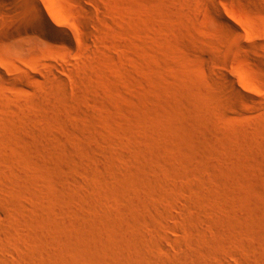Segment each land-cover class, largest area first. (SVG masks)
<instances>
[{"label":"rangeland","instance_id":"1","mask_svg":"<svg viewBox=\"0 0 264 264\" xmlns=\"http://www.w3.org/2000/svg\"><path fill=\"white\" fill-rule=\"evenodd\" d=\"M230 1L257 39L225 0H95L104 35L68 62L32 28L7 34L0 6V264H264V0ZM229 66L253 87L231 91Z\"/></svg>","mask_w":264,"mask_h":264},{"label":"bare ground","instance_id":"2","mask_svg":"<svg viewBox=\"0 0 264 264\" xmlns=\"http://www.w3.org/2000/svg\"><path fill=\"white\" fill-rule=\"evenodd\" d=\"M94 1L95 0H42V1H39V0H0V6L1 7H3V6H10V9L9 10H7V12H4V14L6 15L5 16V18H7V21H8V23H10V25H5V30L7 31V34H10V35H12L14 32H15V29L16 28H14V25H16V26H19V28H20V30L21 31H23V30H26V29H28V28H32L33 29V40H40V41H42V40H44V41H46L47 43L46 44H48L49 46H51V47H62V49L60 50V51H58L60 54H61V56H62V58L64 59V61L65 62H68L69 61V58L71 57V56H73V55H76V54H79V55H81V54H83L82 56H84L85 54H87V53H89L90 51H88L87 52V48L89 47V42L91 41H89V39H91L90 37L91 36H95L96 34H98V33H100L101 32V26L99 25H97V24H99L97 21V24L95 23H92L91 22V20H92V18H93V13H95V12H93L90 8H89V4H91V3H94ZM223 2H224V0H222ZM182 3V2H181ZM225 3H226V6H225V11H224V13L223 14H221L222 15V17L224 18V20L230 25V26H232L235 30H236V28H237V25H235V24H233V21H232V19H236V21L238 22V24H240L242 27H243V29H244V31H245V33H246V37H248V38H252V37H256V36H259V34H260V32L259 31H257V27L256 26H251L250 24H248V23H245L244 22V20H242V18H241V15L238 13V12H233V11H229L228 10V8H227V6H231L232 4H231V1L230 0H225ZM7 6V7H8ZM190 6V5H189ZM188 6V7H189ZM4 7V8H5ZM7 7H6V9H7ZM64 10L65 12H63V11H61V10ZM6 11V10H5ZM0 12L2 13L3 12V10L0 8ZM98 14V13H97ZM96 14V15H97ZM2 15V14H1ZM98 16V15H97ZM1 17V16H0ZM5 18L3 17V19L5 20ZM95 19H96V17H95ZM97 20H99V18L97 19ZM104 20V19H103ZM223 20V19H222ZM92 21H95L94 20V18H93V20ZM235 21V20H234ZM225 23V22H224ZM11 24H13V26H11ZM101 24V23H100ZM229 25H227V28L229 27ZM260 26V25H259ZM241 27V28H242ZM263 34V33H262ZM99 35H101V36H103L104 35V33L102 34V33H100ZM245 35V34H244ZM100 36V37H101ZM230 36H231V34H230ZM253 39H257V37L256 38H253ZM247 40H245V36H243V34L241 33H239V34H237V35H235V36H233L232 37V46L236 49V48H241V49H243V48H248V45L250 46V44H253L252 46L254 47V45H255V43L256 42H252V41H254V40H252L251 41V43L249 44V42H248V44H247V42H246ZM255 41H257V40H255ZM23 43V42H22ZM34 43H35V41H34ZM42 43V42H41ZM93 43V42H92ZM24 44V43H23ZM22 44V45H23ZM112 44V43H111ZM257 44V43H256ZM24 47V46H23ZM80 47H83L82 49L80 48ZM92 46H90V48H91ZM114 47V46H113ZM230 47V46H229ZM256 47V46H255ZM234 48H229V50H227L226 51V54H225V58L229 61V62H236V61H238L236 58H235V49ZM116 49V48H115ZM228 49V48H227ZM258 49V46L256 47V50ZM90 50V49H89ZM237 50V49H236ZM243 50H248V49H243ZM251 50V49H250ZM253 50H255V48L253 49ZM263 50V49H262ZM238 51H240V53L238 52ZM237 52L239 53V54H241V50L239 49ZM87 52V53H86ZM92 52V51H91ZM244 52V51H243ZM242 52V53H243ZM249 52H251V51H247V53H249ZM254 52V51H253ZM252 52V53H253ZM241 55H243V54H241ZM247 55V54H246ZM250 55V57H251V55L252 54H248V56ZM245 55H243V56H241V57H244ZM253 56V55H252ZM246 57V56H245ZM238 58V57H237ZM247 58H249V57H247ZM254 57H252L251 59H253ZM5 59V58H4ZM3 59V57H1L0 56V65L4 68H7V70H10V65H9V63L6 61V60H4ZM58 61V62H57ZM55 63H54V71H51V73H50V75H52V76H50V77H53L52 78V80H54V82L55 83H58V85H60V83L62 82V83H64V76H62V74L61 73H63V72H68V70H69V67H67V65L68 64H65V63H59V60H57ZM252 62H254L255 61V59L254 60H251ZM61 62V61H60ZM62 62H63V60H62ZM255 64H256V62H254ZM254 64V65H255ZM12 66V65H11ZM227 66H228V64L226 65V68H227ZM4 68V69H5ZM225 68V69H226ZM229 68H230V66H229ZM6 70V69H5ZM230 70H231V73H227V72H224V71H221L220 72V76H221V79L222 80H224L225 81V83H226V85L228 86V87H230L231 88V91H232V89L233 90H235L236 92H238L240 95H241V93L243 94V92L240 90V88H238V85H237V82H238V84L239 85H241L242 87H244V88H252L253 87V84H251V82L250 81H248L246 78H245V76H244V73L242 72V70L241 69H236V68H230L228 71L230 72ZM70 71V70H69ZM226 71V70H225ZM47 72V71H46ZM0 73H1V69H0ZM8 73V72H7ZM44 73V72H43ZM48 73V72H47ZM69 73V72H68ZM46 73H44V75H45ZM3 75V74H2ZM105 76L106 77H104L103 76V78H107V75L105 74ZM219 76V77H220ZM44 77H46V76H44ZM2 78V77H1ZM51 79V78H50ZM66 79V78H65ZM67 81H65V83L66 82H68V79H66ZM50 81V80H49ZM70 81V80H69ZM60 82V83H59ZM49 83V82H48ZM52 83H53V81H52ZM52 83H50V84H52ZM61 83V84H62ZM64 83V84H65ZM68 83H70V82H68ZM53 85V84H52ZM51 85V86H52ZM225 85V86H226ZM51 86H49V87H51ZM55 86V85H54ZM65 86H67L66 84H65ZM48 87V88H49ZM53 87V86H52ZM51 87V88H52ZM60 87V86H59ZM227 87V88H228ZM47 88V89H48ZM51 88H49V89H51ZM57 87H55L54 89H56ZM229 88V89H230ZM62 89H64V88H62ZM228 89V90H229ZM59 89H57L56 90V93H58L57 91H58ZM244 90H246V89H244ZM64 91H65V89H64ZM230 91V92H231ZM234 91V92H235ZM249 91V90H248ZM46 93H47V91H46ZM45 93V94H46ZM50 94V93H49ZM49 94H46V95H48L49 96ZM249 94V93H248ZM51 95V94H50ZM57 95H59L60 96V94L58 93ZM56 96V95H55ZM155 96V95H154ZM154 98V97H153ZM155 98H157L156 96H155ZM159 99V98H158ZM46 101V100H45ZM48 101H49V99H48ZM48 101H46V102H48ZM155 101H158V100H155ZM155 101H154V103H155ZM158 103V102H157ZM131 108V107H130ZM131 111L129 112L132 116H137V115H140V114H138L137 112V110H132V109H130ZM138 117V116H137ZM10 129V128H9ZM8 129V130H9ZM56 132H58V131H56ZM13 133V135H14V137L16 136L15 135V133L14 132H12ZM11 133V134H12ZM60 134H62V133H60L59 132V135ZM2 135V134H1ZM12 135V136H13ZM128 135V134H127ZM55 136V135H54ZM57 136V135H56ZM76 137V136H75ZM77 138V137H76ZM57 139V138H56ZM58 139H59V141L61 142V143H63V141H66L65 140V138L63 139V137H62V135H60V136H58ZM77 141H78V138L76 139ZM63 144H65V143H63ZM70 144V143H69ZM197 144V143H196ZM196 144H194L193 143V152L196 154V155H198L199 154V146H197ZM62 144H60V146H61ZM66 146V144L65 145H62L61 146V151L63 152L62 153V155L63 154H65V153H67V151H69V150H67L68 149V146H67V148L65 147ZM147 169V168H146ZM145 169V170H146ZM148 170V169H147ZM14 171V170H13ZM142 174H144L145 175V173H148V172H144L143 170H142ZM139 173V172H138ZM142 174H139L140 175V177H141V175ZM14 175H17V174H15V172H14ZM138 175V174H137ZM136 175V176H137ZM138 175V176H139ZM143 175V176H144ZM147 175V174H146ZM5 175H3V177H4ZM137 176V177H138ZM130 177V176H129ZM139 177V178H140ZM144 177H146V176H144ZM14 178H15V176H14ZM132 178V177H131ZM130 178V179H131ZM151 178V177H150ZM149 178V179H150ZM127 179V178H126ZM147 180L146 178H144L143 179V187L144 188H146V189H149V187L151 186V179L150 180ZM135 180V179H134ZM136 180H138V181H140V179H136ZM129 181V180H128ZM148 181H150V182H148ZM99 182H102V181H100L99 180ZM141 182V181H140ZM141 182V183H142ZM102 183H104V182H102ZM141 183H139V185L141 184ZM149 183H150V185H149ZM104 185V184H103ZM101 185H99V187H100ZM141 186H142V184H141ZM102 187H104V186H102ZM98 188V187H97ZM101 188V187H100ZM106 188V187H105ZM104 188V189H105ZM139 190H140V187H139ZM139 193H141V192H139ZM144 193V192H143ZM140 195H142V194H140ZM169 196H171V195H169ZM233 196V195H232ZM235 197H236V195H235ZM239 197V196H238ZM143 198V197H142ZM141 199V198H140ZM239 199V198H238ZM97 200V199H96ZM144 200V199H143ZM146 200V199H145ZM138 201V200H137ZM138 203V202H137ZM139 205H145L146 206V204L145 203H141L140 201H139ZM231 204V203H230ZM95 205H97V204H95ZM104 205V204H103ZM136 205V204H135ZM138 206V205H137ZM164 206V205H163ZM162 206V207H163ZM232 209H231V212L230 213H237V215H239L240 213H241V210H242V205H241V203L239 202V201H237L236 199H234L233 201H232ZM103 208V207H102ZM229 208H231V205L229 206ZM108 210H110V208H107ZM99 210V209H98ZM101 210V209H100ZM103 210V209H102ZM105 210V209H104ZM103 210V211H104ZM230 210V209H229ZM107 210H105V212H106ZM234 213H233V215H234ZM103 214H105V213H103ZM109 214H110V211H109ZM229 214V213H228ZM119 215V214H118ZM173 215V214H172ZM232 215V216H233ZM106 216V215H105ZM174 216V215H173ZM229 216V215H228ZM151 217V215L149 216V218ZM239 217L241 218V222H243V217L241 216V215H239ZM123 218V217H122ZM120 221H121V219H119ZM151 220H152V218H151ZM154 220V222L156 221V219L154 218L153 219ZM123 221V220H122ZM125 222V221H124ZM123 222V223H124ZM71 223V222H70ZM122 224V223H121ZM125 225H127V223H124ZM77 225V224H76ZM123 225V224H122ZM131 227V226H130ZM129 226H127L126 228H127V230H129V228H130ZM159 227V226H158ZM157 227V230L160 228H158ZM160 231H162L161 229H159ZM158 230V231H159ZM136 232V231H135ZM143 232H144V230H143ZM147 232V231H146ZM147 233H149V232H147ZM141 234V233H140ZM144 235L146 234V233H143ZM164 234V233H163ZM147 235V234H146ZM145 235V236H146ZM149 235V234H148ZM142 236V235H141ZM167 236V235H166ZM205 236V235H204ZM138 237V236H137ZM143 237V236H142ZM142 237H140V238H142ZM147 237V236H146ZM168 237H170V236H168ZM167 237V238H168ZM150 238V235L148 236V239ZM163 238H164V236H163ZM166 237H165V239H167ZM152 239V238H151ZM170 239V238H169ZM198 239H199V237H198ZM141 240H143V239H141ZM150 240V239H149ZM148 240V241H149ZM201 240V239H200ZM144 241H145V237H144ZM144 241H141L140 242V244L141 243H144ZM163 241V240H162ZM136 243H137V241H136ZM146 243H148L147 241L144 243L145 245H143V246H140L139 244H137L138 245V247H142V249H143V255H148L149 257H150V254L149 253H151V249L148 247V245H146ZM150 243V242H149ZM148 243V244H149ZM1 244V243H0ZM134 242H132L131 244H130V246L131 245H133L132 246V249L131 250H133V247H134ZM151 244H154V243H151ZM136 245V244H135ZM136 245V246H137ZM158 245L160 246V248H161V246L163 247V243L161 244V242H158ZM164 245H165V243H164ZM128 246V245H127ZM153 246H155V245H153ZM165 247V246H164ZM38 248V247H37ZM126 248V247H125ZM128 248H131V247H128ZM127 248V249H128ZM135 248V247H134ZM137 248V247H136ZM136 248H135V250H136ZM139 248V249H140ZM152 248V247H151ZM167 248V247H166ZM165 248V249H166ZM36 249V248H35ZM93 249V248H92ZM139 249H137V250H139ZM142 249H141V251H142ZM168 249V248H167ZM90 250H91V248H90ZM94 251H95V249H93ZM93 250H91L90 252L92 253V255L94 254L92 251ZM96 250H97V248H96ZM124 250H126V249H124ZM136 250V251H137ZM155 250V249H154ZM40 251V250H39ZM99 251V250H98ZM97 251V252H98ZM101 252V251H100ZM104 252V251H103ZM138 252V251H137ZM49 253V252H48ZM106 253V252H105ZM105 253H103L102 254V256H103V260H102V262H103V264H109V258H108V256H107V253L105 254ZM126 253H127V250H126ZM131 253L132 252H130V255H131ZM135 253V251L133 252V254ZM156 253V252H155ZM37 254V253H36ZM39 254H40V252H39ZM44 254H46V253H44ZM141 254V253H140ZM152 254V253H151ZM48 255V254H47ZM139 254L137 253V256H138ZM143 255H142V257H143ZM101 256V257H102ZM136 256V255H135ZM134 256V257H135ZM141 256V255H140ZM153 258H154V254H152L151 255ZM219 256V255H218ZM109 257H110V255H109ZM129 257H131V256H129ZM133 257V256H132ZM147 257V256H146ZM156 257V256H155ZM217 257V256H216ZM127 258V257H126ZM139 258V257H138ZM145 258V257H144ZM151 258V257H150ZM150 258L148 259V258H146V260L148 261V260H150ZM156 258H159V257H156ZM123 259H124V256H123ZM132 259V258H131ZM130 259V260H131ZM140 259V258H139ZM143 259V258H142ZM152 259V258H151ZM155 259V258H154ZM153 259V260H154ZM112 260V258L110 259V261ZM134 260H135V258H134ZM152 260V261H153ZM123 261V260H122ZM133 261V260H132ZM142 261V260H141ZM144 262H145V260H143ZM62 262V261H61ZM60 262V263H61ZM124 262V261H123ZM123 262H122V264H123ZM126 262V263H125ZM124 262V264H127V262L129 263V259H128V261H125ZM138 260H137V264H138ZM149 262V261H148ZM147 262V263H148ZM59 263V262H58ZM59 263V264H60ZM63 263V262H62ZM131 263V262H130ZM146 263V262H145ZM37 264H39V263H37ZM41 264V263H40ZM54 264H56V262L54 263ZM67 264V263H66ZM135 264V263H134ZM144 264V263H143Z\"/></svg>","mask_w":264,"mask_h":264}]
</instances>
